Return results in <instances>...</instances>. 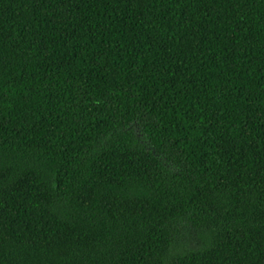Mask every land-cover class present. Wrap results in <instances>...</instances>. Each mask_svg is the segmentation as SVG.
Listing matches in <instances>:
<instances>
[{"label": "trees", "instance_id": "16d2710c", "mask_svg": "<svg viewBox=\"0 0 264 264\" xmlns=\"http://www.w3.org/2000/svg\"><path fill=\"white\" fill-rule=\"evenodd\" d=\"M0 264H264V0H0Z\"/></svg>", "mask_w": 264, "mask_h": 264}]
</instances>
